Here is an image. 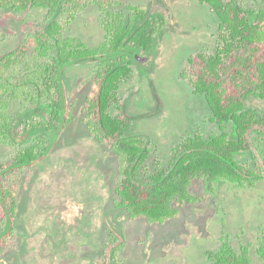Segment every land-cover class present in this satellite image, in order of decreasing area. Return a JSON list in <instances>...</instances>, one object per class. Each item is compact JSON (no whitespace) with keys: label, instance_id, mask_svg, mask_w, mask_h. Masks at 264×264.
I'll return each instance as SVG.
<instances>
[{"label":"rangeland","instance_id":"obj_1","mask_svg":"<svg viewBox=\"0 0 264 264\" xmlns=\"http://www.w3.org/2000/svg\"><path fill=\"white\" fill-rule=\"evenodd\" d=\"M237 1L246 8L262 6V0ZM131 5L146 8L149 16L163 14L166 23L150 59L134 64V74L121 85L110 112L131 116L133 131L150 142L147 170L151 173L154 159L167 166L173 148L185 137L194 132L209 137L221 131L210 120L204 96L194 93L181 77L191 55L214 52L219 19L198 0H115L112 9L124 14L126 22ZM47 13L46 7L27 12L1 9L0 57L35 36L47 24ZM63 23L62 37L78 39L92 49L106 41L101 11L94 2L73 15L64 12ZM50 56L37 58L34 51L27 52L9 73L12 86H0V131L10 139L1 140L0 135V163L37 141L36 134L29 142L22 141L19 133L24 125L19 118L23 111L31 113L41 106L38 117L47 119L48 107L30 97L27 83ZM95 64H72L63 72L72 116L63 130L46 135L48 143L55 141L52 152L4 177V184L17 193V219L14 234L0 253V264H104L110 253L106 246L114 240L120 243L115 264H212L207 252L224 243L236 252L250 247L253 264H262L256 250L264 234V177L243 186L220 181L215 191L208 190L204 179H195L188 191L192 199L174 205L175 215L164 222L132 218L115 207L120 162L87 126L86 99L94 93ZM246 105L261 112L264 99L250 96ZM226 130L235 138L233 124H227ZM262 149L237 158L253 169L254 159L263 163Z\"/></svg>","mask_w":264,"mask_h":264},{"label":"trees","instance_id":"obj_2","mask_svg":"<svg viewBox=\"0 0 264 264\" xmlns=\"http://www.w3.org/2000/svg\"><path fill=\"white\" fill-rule=\"evenodd\" d=\"M114 1L0 0V10L27 12L34 7H46L50 13L49 22L35 36L0 57L1 88L12 86L9 73L27 52L34 51L37 58L51 54L42 71L27 83L31 85L30 97L45 100L49 108L47 119L38 117L43 111L41 106L33 113L30 109L23 111L19 118L24 125L19 133L22 141L29 142L32 134L37 135V141L30 147H21L10 161L0 163V253L14 234L17 216V193L4 184V177L46 156L55 142L46 141L48 132H59L71 122L72 109L67 104L61 75L78 60L97 62L94 93L86 99L87 126L98 141L110 143L119 159L116 204L125 208L129 217L142 216L153 222L171 219L176 213L174 205L192 199L188 191L195 179H204L208 190L215 191L220 181L243 185L264 176V112L257 113L246 105L250 96L264 99V0L258 9L246 8L237 0H198L219 19L218 44L212 54L191 55L181 77L194 93L204 96L210 120L221 131L209 137L200 132L185 137L173 148L167 166L154 159L151 173L147 170L150 142L132 131L130 116H114L110 108L118 101L121 85L134 74L133 66L138 63L134 54L151 52L166 19L161 13L149 16L146 8L131 5L132 12L125 22L124 14L112 9ZM88 2L99 7L101 25L106 31V41L99 49L75 38L62 37L63 13H78ZM20 85L21 82L16 86ZM229 123L234 126L235 138L226 130ZM0 133L4 136L1 140L8 141L9 135ZM259 147L263 148L260 156L263 163L254 159L257 163L253 169L240 163L238 154L257 151ZM256 251L264 264V234ZM207 257L212 264H253L248 246L236 252L224 243L217 251H208Z\"/></svg>","mask_w":264,"mask_h":264},{"label":"flooded vegetation","instance_id":"obj_3","mask_svg":"<svg viewBox=\"0 0 264 264\" xmlns=\"http://www.w3.org/2000/svg\"><path fill=\"white\" fill-rule=\"evenodd\" d=\"M48 9V8H47ZM49 10H48V13L46 14V21H47V23L49 22V20H50V18H49ZM155 14V13H154ZM47 25V24H46ZM46 25H44V27L46 26ZM43 27V28H44ZM151 52H152V50H151ZM151 52H149V53H147V52H141L142 54H145V55H150V53ZM87 62H92V61H87ZM87 62H83V61H77L75 64H82V63H87ZM146 63V62H145ZM145 63H137V64H145ZM95 65H97V62H96V64ZM96 67V66H95ZM67 69V68H66ZM65 69V70H66ZM64 70V71H65ZM63 71V72H64ZM96 71H97V68L95 69V76H96ZM63 72H62V75H61V79H62V82H63ZM63 86H64V82H63ZM64 90H65V87H64ZM65 97H66V100H67V104H68V106L71 108V106L69 105V97L67 96V93H66V90H65ZM40 100H42V101H44L45 102V100L44 99H40ZM39 100V101H40ZM45 104H46V102H45ZM47 106V105H46ZM48 107V106H47ZM72 109V108H71ZM254 109V108H253ZM257 113H262V112H264V110L263 111H261V112H258L256 109H254ZM48 111H49V108H48ZM111 113V112H110ZM112 114V113H111ZM114 115V114H113ZM125 115V114H124ZM114 116H119V115H114ZM129 116V115H128ZM131 117V116H130ZM132 118V117H131ZM44 119H46V115H45V118ZM132 121H133V118H132ZM133 126V125H132ZM132 131H133V129H132ZM134 132V131H133ZM50 132H48V134H49ZM135 134H137V135H139L138 133H136V132H134ZM92 135V134H91ZM141 136V135H140ZM92 137L94 138V139H96L93 135H92ZM96 141H98L97 139H96ZM98 142H100V143H102V145L104 144V143H107V147H110V152H112V154H113V150H112V148H111V145H110V143L108 142V141H106V140H103V141H98ZM52 149H53V146H52V148H51V150L49 151V153H51L52 152ZM149 149H150V145H149ZM48 153V154H49ZM47 156H44L43 158H46ZM42 158V159H43ZM117 158V157H116ZM42 159H40L39 161H41ZM119 160V159H118ZM82 168V167H81ZM119 168H120V166H119ZM120 173V172H119ZM264 177V176H263ZM258 181V180H257ZM226 182H229V181H226ZM118 183V182H117ZM229 183H231V182H229ZM231 184H233V183H231ZM235 185H238V186H243V185H239V184H235ZM117 186V185H116ZM115 189H116V187L114 188V193H115V195H116V192H115ZM116 197H118L117 195H116ZM117 203V202H116ZM115 207L116 208H118L119 210L121 209V208H123V207H119V206H117V204H115ZM123 209H125V208H123ZM16 219H17V216H16ZM15 223H16V220H15ZM115 236V238L116 239H118L119 237H116V235H114ZM115 241V242H114ZM114 241H110L108 244H107V248H108V251H110V253H109V255H108V259H107V261H106V263H104V264H115L114 262H115V256H116V250H117V247H118V245L120 244L119 243V241H116V240H114Z\"/></svg>","mask_w":264,"mask_h":264},{"label":"water","instance_id":"obj_4","mask_svg":"<svg viewBox=\"0 0 264 264\" xmlns=\"http://www.w3.org/2000/svg\"><path fill=\"white\" fill-rule=\"evenodd\" d=\"M134 57L139 63H145L150 59V56L142 54V53H135Z\"/></svg>","mask_w":264,"mask_h":264}]
</instances>
